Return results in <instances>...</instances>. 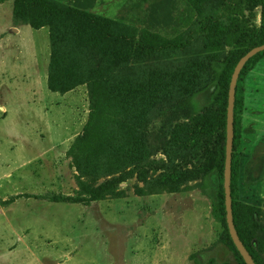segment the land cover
Returning <instances> with one entry per match:
<instances>
[{"label":"rangeland","instance_id":"rangeland-1","mask_svg":"<svg viewBox=\"0 0 264 264\" xmlns=\"http://www.w3.org/2000/svg\"><path fill=\"white\" fill-rule=\"evenodd\" d=\"M47 1L110 18L112 32L123 37L99 73L117 71L123 83L115 87L108 78L96 86L102 112L92 139L76 154L91 185L97 177L131 175L99 200L49 199L77 189L69 149L91 111V82L50 89V27L16 17L13 0L0 2V264H194L189 255L212 248L224 225L214 216L215 177L203 174V161L195 158L190 118L217 107L207 108L200 87L217 70L226 78L244 48L226 44L223 35L240 12L258 27L260 5L250 14L246 4L225 13L229 0ZM160 39H173L175 46L146 53L138 43ZM57 45L58 74L72 66L78 77L89 78L85 65L70 61L72 42ZM149 74L161 90L147 105L142 85ZM237 94L235 196L264 210V179L242 185L243 165L264 140V56L242 73ZM115 145L126 153L116 155ZM151 159L157 169L145 166ZM258 255L264 264V249Z\"/></svg>","mask_w":264,"mask_h":264},{"label":"trees","instance_id":"trees-1","mask_svg":"<svg viewBox=\"0 0 264 264\" xmlns=\"http://www.w3.org/2000/svg\"><path fill=\"white\" fill-rule=\"evenodd\" d=\"M6 0H0V2ZM246 4L249 13L251 7L260 5V25L256 27L249 19L240 12L238 23L232 25L223 35L226 44H233L239 48H244L242 52L235 58L231 64L226 78H222V74L217 70L215 76L208 83L200 87V91L205 94L207 108L211 105L220 106L213 110L211 114H201L191 117L193 122L191 126L193 139L197 145L195 158L200 162L203 161L205 166L202 173H212L215 177L219 195L214 204V216L224 225V234L218 239L214 246L210 249L189 255L194 264H246L231 240L228 233L225 207H224V191H223V167L225 156V124H226V104L227 91L230 75L233 67L239 58L248 48L253 45L264 42V0H229L223 4L225 13L232 11L235 6ZM13 11L16 17L26 16L30 23L34 26L47 24L50 27L49 38L51 42V72L49 75L48 86L52 90L65 91L73 85L80 82H91L90 87V105L91 111L89 117L82 129L77 135L69 149L74 165L78 173L75 176L77 189L72 195H56L49 196L53 201L82 202L86 203L93 200H99L106 195L118 189L117 184L130 177L131 170L121 172L117 177L98 180L95 178L94 184L91 185L87 178L91 177L89 170L85 171L86 166L81 163L80 158L76 154V150L86 146L93 137V127L96 122L100 104L96 101L94 90L98 84L108 82V78L115 80V87L122 85L121 78H118V72L109 75H99L102 64L109 60L111 56L116 55L113 51L115 46L123 43V37L112 32L114 21L79 8L58 6L47 0H13ZM229 19V18H228ZM72 42V53L75 58L70 61H79L81 65H85L88 69L89 78L82 79L78 77V73H74V67H66L64 75L58 74L57 67L61 62V56L58 57V44L66 41ZM140 48L149 53L153 49L166 48L175 46L173 39H160L152 42L139 41ZM68 52V51H67ZM264 56V49L252 55L241 68L237 77L234 93L233 106V141L231 149V175H230V195L232 217L235 229L240 240L251 254L256 264H261L258 253L264 249V210L256 204L242 203L236 198L235 178V120L238 109V82L248 66L259 57ZM118 68L122 66L123 59L120 55L114 58ZM79 63L76 62V66ZM161 90V85L149 74L142 85L143 99L147 105L157 96ZM120 92L115 93V97H119ZM123 100L120 98V105ZM98 115V116H97ZM97 116V117H96ZM121 126V125H120ZM121 129V128H120ZM200 136L199 137H195ZM116 155L122 156L126 153L121 146L115 145L110 149ZM137 162L133 163V167ZM145 166L151 169H157L153 159L145 162ZM264 179V140H258L252 147L247 157L242 172V185L244 187L253 186ZM201 188L204 184L201 183ZM24 195L19 194L17 196ZM12 200V198L10 199ZM4 202V201H0ZM200 256V259L197 258ZM197 258V259H196Z\"/></svg>","mask_w":264,"mask_h":264},{"label":"water","instance_id":"water-1","mask_svg":"<svg viewBox=\"0 0 264 264\" xmlns=\"http://www.w3.org/2000/svg\"><path fill=\"white\" fill-rule=\"evenodd\" d=\"M264 49V42L261 44L253 45L248 48L242 55L237 59L233 70L230 75L227 91V104H226V138H225V156H224V167H223V191H224V207H225V218L228 233L231 237L232 242L240 253L246 264H256L248 252L246 247L240 240L238 233L235 229L232 217L231 208V195H230V175H231V149L233 141V106H234V93L235 85L239 72L245 62L255 53Z\"/></svg>","mask_w":264,"mask_h":264}]
</instances>
